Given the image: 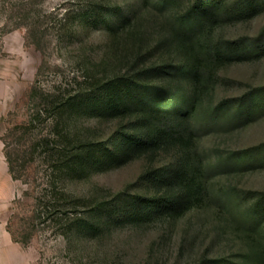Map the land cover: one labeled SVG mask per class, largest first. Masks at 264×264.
Segmentation results:
<instances>
[{
  "label": "trees",
  "instance_id": "trees-1",
  "mask_svg": "<svg viewBox=\"0 0 264 264\" xmlns=\"http://www.w3.org/2000/svg\"><path fill=\"white\" fill-rule=\"evenodd\" d=\"M263 13L264 0L87 3L75 30L83 35L103 30L108 48L84 80L75 81L73 92L52 94L47 101L59 121L57 146L49 149L55 178L83 180L135 162L142 169L132 185L91 208L83 198L54 188L46 204L39 202L38 217L63 221L72 214L64 231L78 238L112 226L179 220L209 205L215 168L244 172L262 162L264 144L231 150L223 162L208 163L200 137L207 131L245 128L264 116V85L239 96L221 93L230 81L229 69L264 58V28L254 36L231 37L228 27ZM95 67L98 71L90 73ZM84 118L112 127L106 136L85 138L75 132L76 123L68 126ZM51 143L46 140L45 148ZM249 195L255 200L243 213L249 253L239 255L242 261L205 258L198 264H264V192Z\"/></svg>",
  "mask_w": 264,
  "mask_h": 264
},
{
  "label": "rangeland",
  "instance_id": "rangeland-1",
  "mask_svg": "<svg viewBox=\"0 0 264 264\" xmlns=\"http://www.w3.org/2000/svg\"><path fill=\"white\" fill-rule=\"evenodd\" d=\"M92 1L0 0V145L17 177L10 185L0 186V264H198L205 258L242 261L239 255L249 253L243 213L255 202L248 198L249 192H264V159L244 172L215 168L209 205L179 220L112 226L95 236L78 238L65 235L64 226L72 214L63 221L38 217L39 202L46 204L54 188L58 194L83 198L91 208L124 191L141 173L142 164L135 162L83 180L60 182L55 178L49 149L57 146L54 134L59 121L52 117L48 102L54 98L52 94L73 92L75 81H83L88 68L97 66L108 48L103 30L87 35L75 30L81 12ZM263 28L264 13L249 23L228 27L226 33L231 37L254 36ZM95 69L90 73L95 74ZM227 74L230 81L221 93L239 96L263 86L264 58L234 66ZM75 123L76 133L93 139L106 136L112 127L84 118L70 122L69 129ZM46 140L52 142L49 148H45ZM262 144L264 116L245 128L207 131L200 137V148L214 165L223 162L231 150ZM70 207H64L63 213H69Z\"/></svg>",
  "mask_w": 264,
  "mask_h": 264
},
{
  "label": "crops",
  "instance_id": "crops-1",
  "mask_svg": "<svg viewBox=\"0 0 264 264\" xmlns=\"http://www.w3.org/2000/svg\"><path fill=\"white\" fill-rule=\"evenodd\" d=\"M13 178L10 174L8 163L5 157V153L3 151V146L0 145V186L3 184L10 185L12 183ZM1 192H0V198H1Z\"/></svg>",
  "mask_w": 264,
  "mask_h": 264
}]
</instances>
